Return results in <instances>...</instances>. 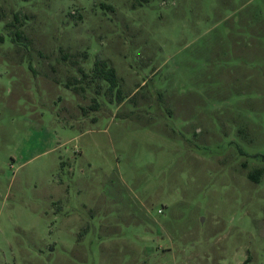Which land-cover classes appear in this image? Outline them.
Wrapping results in <instances>:
<instances>
[{
	"label": "rangeland",
	"instance_id": "rangeland-1",
	"mask_svg": "<svg viewBox=\"0 0 264 264\" xmlns=\"http://www.w3.org/2000/svg\"><path fill=\"white\" fill-rule=\"evenodd\" d=\"M0 36V264H264V0H0Z\"/></svg>",
	"mask_w": 264,
	"mask_h": 264
},
{
	"label": "trees",
	"instance_id": "trees-1",
	"mask_svg": "<svg viewBox=\"0 0 264 264\" xmlns=\"http://www.w3.org/2000/svg\"><path fill=\"white\" fill-rule=\"evenodd\" d=\"M22 36V33L20 30L16 32V38L20 39ZM0 42H4V37L0 36ZM94 78L99 77L103 81L109 84L111 89H115L118 86V78H117V72L114 68H111L107 65L106 61H98L96 62V67L94 69ZM120 93V91H118ZM264 159V155L262 156ZM264 170H259L256 172V174L252 175L251 178L255 180L256 182L259 181V176L263 174Z\"/></svg>",
	"mask_w": 264,
	"mask_h": 264
}]
</instances>
